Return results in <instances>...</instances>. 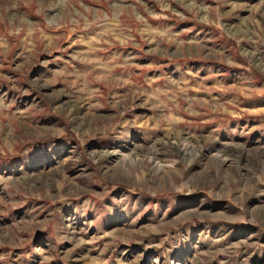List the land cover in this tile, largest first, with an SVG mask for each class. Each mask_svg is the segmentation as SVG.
Returning <instances> with one entry per match:
<instances>
[{
    "label": "rangeland",
    "instance_id": "374dc122",
    "mask_svg": "<svg viewBox=\"0 0 264 264\" xmlns=\"http://www.w3.org/2000/svg\"><path fill=\"white\" fill-rule=\"evenodd\" d=\"M0 264H264V0H0Z\"/></svg>",
    "mask_w": 264,
    "mask_h": 264
}]
</instances>
